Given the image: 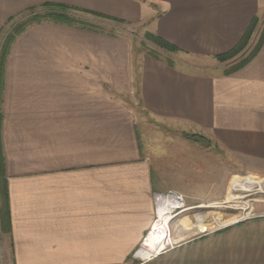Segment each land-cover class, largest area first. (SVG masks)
Masks as SVG:
<instances>
[{
    "label": "crops",
    "instance_id": "crops-1",
    "mask_svg": "<svg viewBox=\"0 0 264 264\" xmlns=\"http://www.w3.org/2000/svg\"><path fill=\"white\" fill-rule=\"evenodd\" d=\"M46 4L214 61L258 19L230 64L264 30V0H0V49L16 18ZM0 123L6 264H264V212L131 259L156 221V196L218 202L239 171L264 174V43L236 72L199 75L137 55L127 32L36 23L0 64Z\"/></svg>",
    "mask_w": 264,
    "mask_h": 264
},
{
    "label": "rangeland",
    "instance_id": "rangeland-1",
    "mask_svg": "<svg viewBox=\"0 0 264 264\" xmlns=\"http://www.w3.org/2000/svg\"><path fill=\"white\" fill-rule=\"evenodd\" d=\"M37 11H41L37 9ZM75 16L78 18L84 19L86 21H90V23L98 28V29H113L118 32H127L130 34L135 53L139 54H147L155 53L159 56L161 61H173L174 64L179 63V65L187 66L190 68L192 73H196L199 75L206 74H218L230 71L232 67L238 64L241 60L247 58L255 49L256 45L252 48L251 51L245 53L240 60L235 61L234 64H230L233 60L222 63L219 60H206V59H198L190 56H185L183 54L170 53L158 47L156 43L148 38V33L142 27L131 28L124 24L118 22H110L108 20L99 19L93 16L84 15L82 13L75 12ZM32 16V12H26L16 18L12 24L8 28H12L10 34L16 29L20 24L27 22V20ZM18 22V23H17ZM14 25V26H13ZM1 38V36H0ZM9 35L6 37L0 52L3 53L5 49L7 39ZM1 53V54H2ZM0 54V55H1ZM150 56V55H149ZM222 64V65H221ZM230 64V65H224ZM264 180V174H249L247 172L239 171V174L231 176L228 185L224 188V194L220 201L218 202H205L195 205H189L185 202V207L177 210L166 209L168 216H170V221L167 224V238L166 239V247H170L171 245H177L189 239L200 237L202 235L216 232L237 223L243 222L253 216L260 215L264 212V201H255L250 196L246 197L244 200H234L231 192H235L236 190L240 191L238 195L247 196L249 193H245L250 191V189H254L257 187L261 181ZM245 183V186H240L233 190L234 184H242ZM202 219L199 222V219ZM157 220V217H156ZM202 223V224H201ZM199 225H204L201 228H198ZM6 233L4 226H2L0 219V264H6L4 255L2 253L3 246V235ZM148 235V234H147ZM146 235V237H147ZM169 236V237H168ZM145 237V238H146ZM144 238V239H145ZM145 241L143 240L142 244L138 248V250L132 256V261L137 263L141 259L136 257L137 252L141 248H146ZM154 254V253H152Z\"/></svg>",
    "mask_w": 264,
    "mask_h": 264
},
{
    "label": "trees",
    "instance_id": "trees-1",
    "mask_svg": "<svg viewBox=\"0 0 264 264\" xmlns=\"http://www.w3.org/2000/svg\"><path fill=\"white\" fill-rule=\"evenodd\" d=\"M37 9L38 8H34V9H31L30 11H28V12H32V16L27 20V22H24V23L20 24L19 26H17L16 29L13 31V33L9 35L5 49L3 50L2 56L0 58L1 62L5 57V52L7 51L8 46L11 43L13 37L22 33L28 26L36 24V23L53 22V23L67 24V25H77V26H81L84 28L89 27L91 29H98V28L94 27L90 23V21H86L84 19H81V18H78L77 16H75L74 15L75 12L82 13L84 15L93 16V17H96L99 19H104V20H108V21H114V22L121 23V21H118L116 19H112V18L103 16V15H100V14H97L94 12L80 10V9L65 6V5L46 4L43 7L39 8L41 11L38 12ZM257 25H258V19H255L253 21L251 27L249 28V30L245 34L244 38L240 42V44L235 49L230 51L229 53H226L224 55L219 56L218 60L222 63H226V62H229V61L234 60L237 57H239L245 51L247 46L249 45L250 40H251L255 30H256ZM147 36L150 40H152L154 43H156L159 48H161L165 51H168L170 53H177L180 51L177 47L173 46L172 44L166 42L165 40H163L157 36H154L152 34H148ZM263 43H264V30L261 33L260 39L257 42V45H256L255 49L253 50V52L247 58L241 60L238 64L234 65L232 67V69L230 71H228V74L236 72V71L244 68L246 65H248V63H250V61L258 54ZM149 55L152 58H154L158 61H161L159 56L156 55L155 53H150ZM1 62H0V64H1ZM166 63L168 64L169 67L174 66L173 61H167ZM0 134H1V123H0ZM0 169H1V165H0ZM0 173H1V170H0ZM0 219H1L2 225H4V227L7 226V224L9 223L8 194H7V190H5V189L3 190V187L2 188L0 187Z\"/></svg>",
    "mask_w": 264,
    "mask_h": 264
},
{
    "label": "bare ground",
    "instance_id": "bare-ground-1",
    "mask_svg": "<svg viewBox=\"0 0 264 264\" xmlns=\"http://www.w3.org/2000/svg\"><path fill=\"white\" fill-rule=\"evenodd\" d=\"M258 192L253 194H249L251 198L254 197L253 200L264 201V180L260 182V184L255 187ZM251 193V192H250ZM247 196V197H248ZM170 203V202H169ZM166 203H163L159 207L158 219L155 221L153 227L151 228L149 234L146 237L145 246L146 250H142L138 253V257L140 259H147L152 253H158L166 247V239L167 238V224L170 221V216L166 212ZM174 206L182 207V202L177 201L176 199L172 200ZM170 205V204H169ZM168 206V205H167ZM202 219L200 218V221ZM202 224V223H201ZM204 225H199L198 228L203 227ZM205 227V226H204ZM169 237V236H168Z\"/></svg>",
    "mask_w": 264,
    "mask_h": 264
},
{
    "label": "built area",
    "instance_id": "built-area-1",
    "mask_svg": "<svg viewBox=\"0 0 264 264\" xmlns=\"http://www.w3.org/2000/svg\"><path fill=\"white\" fill-rule=\"evenodd\" d=\"M258 192L257 191V188H254V189H250V192L251 193H249L250 195L251 194H253V193H255V192ZM264 195V194H263ZM173 199H176L177 201H181L182 202V207H177V206H174L173 204H171L172 203V200ZM155 200H156V205H157V219H158V214H159V207H160V205L161 204H163V203H166L164 206H166V209H173V210H177V209H181V208H184L185 207V199H184V197L183 196H181V195H177V194H174V193H167V194H161V195H158V196H156V198H155ZM170 202V203H169ZM170 204V205H169ZM168 205V206H167ZM153 227V226H152ZM144 240H146V238L144 239ZM175 246L174 245H171L169 248L168 247H165L163 250H161V251H159L158 253H154V254H151L148 258H151V257H153V256H156V255H159V254H161V253H163V252H166V251H168V250H170V249H172V248H174ZM142 250H146V248H141L138 252H137V254H136V257H138V253L140 252V251H142ZM141 260H143V259H141Z\"/></svg>",
    "mask_w": 264,
    "mask_h": 264
}]
</instances>
